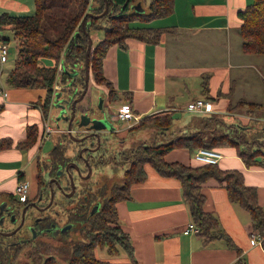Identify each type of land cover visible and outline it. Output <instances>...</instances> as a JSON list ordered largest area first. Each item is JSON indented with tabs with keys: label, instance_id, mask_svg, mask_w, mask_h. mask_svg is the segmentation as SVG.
<instances>
[{
	"label": "crops",
	"instance_id": "crops-1",
	"mask_svg": "<svg viewBox=\"0 0 264 264\" xmlns=\"http://www.w3.org/2000/svg\"><path fill=\"white\" fill-rule=\"evenodd\" d=\"M252 1L174 0L171 14L155 18L150 25H146L167 28L159 42L131 38L126 45L110 46L104 56L103 69L118 94L113 102H130L134 111L142 117L171 112L174 117L172 127L176 129L185 127L193 115L198 114L187 110L186 104L197 97H206L204 82L207 83V96L213 100L217 113L229 114L228 106L240 100L264 103V55L246 53L242 49L240 32L242 20L238 10ZM134 5L139 8L141 2ZM35 7V0H0V15L32 14ZM5 29L14 35L10 27ZM4 37L9 46L10 37ZM99 39L96 37L94 40L93 37V44ZM42 62L46 65L55 63H47L45 59ZM75 70L70 73L74 74ZM92 87L104 94L100 97L104 98L107 107L111 102L106 94L107 87L96 83L90 70L89 94ZM3 88L7 94L0 95V102L4 104L0 111V138L11 137L13 145L0 150V204L7 202L11 195L15 196L19 172L27 180L29 168L36 170L31 194L35 192L37 161L42 158L39 148L43 141L39 140L25 150L18 148L16 143L26 136L28 125L38 124L42 129L43 119L49 114L44 115L41 106L46 88L13 87L8 84L7 88ZM85 102L84 99L82 103ZM186 111L192 115L187 116ZM233 112L231 115L244 121L248 129L255 130L254 125H258L254 123L256 115L243 110ZM56 113L58 109L52 104L51 122ZM108 117L117 134L109 139L122 138V143L126 145L130 137L140 130L128 133L129 122L120 119L116 112ZM52 126L55 128L53 133L58 134L57 145L61 143L60 134L67 126L63 128L54 122ZM165 131L170 133L169 129ZM154 135L139 140L152 141ZM74 149L71 143L68 150ZM217 149L222 153L219 166L241 170L245 183L257 187L258 201L264 206V155H258L259 164L248 167L236 147L224 145ZM194 153L178 147L170 150L165 158L191 165L201 164ZM145 168L146 178L131 187L130 197L117 202L119 224L129 234L134 257L122 247L117 254L110 255L107 247L99 246L96 248L98 258L109 260V264H264V247L253 234L249 211L230 201L225 187L217 179L210 178L202 185L206 194L204 207L216 214L226 235L204 242L196 231L183 232L192 219L180 180L160 174L150 164H146ZM46 178L49 179V176ZM65 232L58 231L55 236H62ZM100 249L106 250L105 256H101Z\"/></svg>",
	"mask_w": 264,
	"mask_h": 264
},
{
	"label": "trees",
	"instance_id": "trees-1",
	"mask_svg": "<svg viewBox=\"0 0 264 264\" xmlns=\"http://www.w3.org/2000/svg\"><path fill=\"white\" fill-rule=\"evenodd\" d=\"M141 1L108 0L109 14L98 18L91 16L89 11L93 14L101 13L105 8V0H35L36 7L32 14L3 13L0 15V32L10 27L17 41V58L8 72L7 84L13 87L46 88L47 92L41 105L46 115L51 107L53 84L57 77L56 63L61 54L65 52L66 67L62 73V81L66 82L65 84L72 81V85H81L82 88L89 35L91 36L95 29L103 28L104 37L93 44L89 65L95 81L108 86L109 99L111 101L117 99L118 94L103 69L104 56L109 47L114 44L126 45L127 40L131 38L159 42L167 28L134 26L130 22L136 20L147 22L167 16L174 10V0H150L148 10L139 11L132 7L135 2ZM238 15L242 20L240 26L242 49L246 53L264 55V0H253L245 8L238 10ZM61 16H64L62 33L54 38L49 37L46 32V18L56 20ZM84 16L89 33L84 32L82 28L81 20ZM104 19L107 20L106 25L102 23ZM2 38L6 40L4 35ZM45 57L52 58L55 63L43 64L41 59ZM71 70H75L74 74L70 73ZM203 91L206 97L211 98L207 96L206 82ZM3 108L4 104L0 102V111ZM227 109L230 114L232 111L243 110L256 115L254 123L258 125H254L255 130L248 129V126L239 122H227L220 113L194 114L185 127L178 129L172 127L174 117L171 112L145 115L138 123L130 126L128 133L145 127H155L159 129L156 130V134L158 137L161 135V141H157L156 138L152 141L141 139L123 148L122 159L128 166L121 182L112 185L109 192L105 185L94 191L89 190V204L100 200L99 207L92 214L85 212L71 217L77 221L81 220L80 218L85 220L81 230L87 227L88 241L73 240L67 232L55 238L60 244L52 242L50 238L40 237L30 244L29 248V255L34 264H59L55 255L59 252L68 253V264H109V260L96 256V248L99 246L107 247L110 255L117 254L122 247L134 257L129 234L119 224L117 202L130 197L131 187L146 178V164L152 165L162 175L175 176L180 180L183 198L189 206L191 219L199 227L197 234L204 242L226 235L216 214L204 207L206 194L202 190V185L208 179L215 178L225 187L230 201L240 204L249 211L253 232L260 236L264 247V206L258 201L257 187L245 183L241 170L224 169L218 163L201 162L199 165H191L180 161H167L165 158L170 150L178 147L194 153L200 147L218 148L231 145L236 147L238 155L248 167L259 164L257 157L264 152V123L261 122L264 117V103L240 100ZM165 129H169L170 133L166 134ZM64 135L69 139L68 133ZM39 140L42 141V129L38 124H31L26 128V136L19 140L16 146L24 150L29 149ZM12 145L11 137L0 138V150ZM65 151V146L57 143L46 162L41 163L38 159V183L48 180L47 175L49 177L56 175L59 168L71 160ZM78 156L79 154H76V157ZM22 177V172H19V179H23ZM43 252L50 255L42 260ZM13 259L10 251L0 248V264H11Z\"/></svg>",
	"mask_w": 264,
	"mask_h": 264
},
{
	"label": "rangeland",
	"instance_id": "rangeland-1",
	"mask_svg": "<svg viewBox=\"0 0 264 264\" xmlns=\"http://www.w3.org/2000/svg\"><path fill=\"white\" fill-rule=\"evenodd\" d=\"M149 2H150V0H142L141 1V6L145 10H148ZM135 3H137V2H135ZM152 20L147 21V22L137 21L136 20V21L130 22V24L134 25V26L150 25ZM63 21H64V16H61L60 18H58L56 20L52 19L51 17L46 18V21H45L46 32H47L49 37L54 38V37L59 36L62 33V31H63ZM102 23L104 25H106L107 24V20L104 19L102 21ZM0 35L1 36L2 35H7V36L10 37V45H9L10 46V53H9L7 62H5L4 65H3V72L1 74V77H2L1 83H2V85L5 88H7V82H6L7 75H8V72L10 71V69L14 66L15 60L17 58V42H16V40L14 38L13 33L10 32V30H8V29L4 28L0 32ZM91 36H92V38L94 37V40H95L96 37H100L99 40H101L104 37V29L103 28L95 29L91 33ZM44 59L47 60V63H50V62L53 63L54 62L52 58H46L45 57V58H42L41 60L43 61ZM58 61H57V63H58ZM57 63H56V65H57ZM92 78L94 79L93 74H92ZM59 82H60V84L62 86L61 89L64 90V95H68V93L71 92V89L68 88V87H65L64 84L66 82L64 83L62 81V74H61V77L59 79ZM96 83H98V82H96ZM99 84H103V83H99ZM106 87H107L106 94L108 95L109 94V88H108V86H106ZM53 88H54V84H53ZM79 88L81 89V85L79 86ZM80 92L77 95H80ZM89 92H90V90L87 92V95H86V98H85L86 102L89 99V97H88V93ZM91 94H92L91 105L96 104L98 102V99H100V96L104 95L102 92L99 93V91H98V89L96 87H92L91 88ZM53 99H54V93L52 94L51 107H52V104H53ZM118 105L119 104H115L113 101H111L107 105V107L110 108L113 112H117ZM54 106H56V103H54ZM51 107H50V110L48 112L51 111ZM56 109H58V108L56 107ZM182 112H184V110ZM185 113L187 114V116H188V114L190 116L192 115V113L188 112V111H186ZM232 113H234V112L232 111ZM53 116H57V113L54 114ZM221 116L227 122H230V123L231 122H239V123L245 125L244 121L242 122V120L240 118H236L233 115L224 113ZM50 118H51V115H50ZM52 122H54L55 125L59 124L63 128H65L67 126V123L64 120H56V118H54V117L52 118ZM156 130H159V129H157L155 127H145L143 129H140L139 131L135 132L130 137V140H128L126 142L127 143L126 145H129L131 142L137 141L140 138H146V137L148 138V136L156 134ZM65 133H67L66 129H64V132H61L59 142L62 143L65 140L62 143V146L63 145L65 146V150H66L65 152H66L67 156H69L71 158V160H72V159L76 158V153H77V151L79 149L78 148L79 147V142H72V141L70 142V140H69L70 138L67 139L66 135H64ZM253 133H254V131H253ZM57 135H58L57 133H52L49 137L44 139L43 142L41 141L42 144H41V146L39 148V155L42 157V158H39L41 163L46 162L47 159L49 158L48 155L50 154V152L53 149L54 145H56ZM157 136H158L157 134H156V137L154 135V138H156L157 141H161V137H157ZM159 136H161V135H159ZM112 139L110 138L107 141L106 144L103 143L102 146L98 150L95 151L97 153V155H99V154H103L104 155L105 162H104L103 165L102 164H99V165L98 164H92V173L86 179V184L89 186L90 189H94V187H97V186L105 185L106 186V190L109 192V190H110L112 185H114L115 183L119 184L121 182V180H122L124 171L127 168L128 164L123 161V159H122L123 157L121 155V150L123 148H125L126 145L124 143H122V142H121V144H119L115 140H112ZM71 143L73 144V147L75 148L74 150H68V146ZM71 149H73V148L71 147ZM68 152H70V153H68ZM261 155H264V152H262ZM86 173H84V174L86 175ZM35 178H36V170L35 169H31L30 170V168L27 169V180L29 182L30 188L35 183V181H36ZM80 180L81 179L78 176L77 183H76L77 184L76 185L77 186L76 187L77 190H76L75 194H73L72 196L65 197V196H63L61 194L60 190H57V199H56L55 203L53 204L52 208H50V211L54 215V218H55L56 222L58 223L59 227L57 229L60 232H62L63 229H66L67 235H69V237L73 238V240L88 241V237H86L87 227H83V230H81L82 227L78 226V227H76L75 229L72 230L71 228H69L70 223H68V218H69L68 215H70V213H68L69 208L70 207H72V208H74V207L76 208L77 207L78 208L79 205H80L81 191H82V188H84V185H82ZM37 182H38V180H37ZM65 182L69 186V180L67 178H66ZM15 188H16V186H15ZM15 196H16V193H15ZM65 209H66V211H65ZM22 233H25V232H22ZM45 238H48V237H45ZM51 241L56 243V244H60V242H56L54 239H51ZM29 248H30V246L23 244V246H20L18 248V250L14 249V250L10 251L12 257H14L13 261L11 262V264H34V261H33L32 257L29 255ZM15 252H17V253L15 254ZM99 252H100L101 256H105L106 255V250L105 249H100ZM47 255H50V253L43 252L42 260ZM55 255L58 257L59 264H68L69 255H68L67 252H59V253H55Z\"/></svg>",
	"mask_w": 264,
	"mask_h": 264
},
{
	"label": "flooded vegetation",
	"instance_id": "flooded-vegetation-1",
	"mask_svg": "<svg viewBox=\"0 0 264 264\" xmlns=\"http://www.w3.org/2000/svg\"><path fill=\"white\" fill-rule=\"evenodd\" d=\"M103 105H105L104 98H103ZM80 135H83V133ZM116 135L114 131H112L111 133L107 132L103 136L99 148L102 146L103 143L105 144L107 143L108 137L110 136L113 137ZM92 139L95 140L94 145H92V147H96L98 145L96 138L93 137ZM115 141L120 144L122 142V138L116 137ZM81 143L82 145H79L78 147L79 149L82 146L88 145L89 141H84ZM79 149L76 154H79ZM83 154L84 156H87L91 160V164H98V165L102 164L103 165L105 162V157L103 154H99V155H102L101 158L93 157V156H99L97 155L95 151L92 152V151L86 150ZM72 161H76L80 164L81 172H82L81 175H85L84 173L88 172V168L85 165L84 160L82 159V157L78 156L70 160L69 162H67L65 165H62L59 168L56 175L49 177V179L45 180L43 183L37 182V187L35 189V192L31 194V188H30L27 199L25 201H21L23 203H20L19 200L13 195L9 197V200L7 201V204L5 206H10V209H12L13 211H12L11 216H6L5 219L0 223V248L1 249H3L4 251H7V250L12 251L14 249L18 250L20 246H23V244L30 246V244H33L35 240H37L40 237H48L50 239L56 240L55 238L57 237L55 236V234L59 231L57 229L59 226L54 218V215L51 213L50 208H52L53 204L55 203L57 199V190H60L59 188H57V184H56L57 179L61 182L66 192L71 191L70 180H69V186L65 182L66 178L69 179L68 173L65 168H66V165ZM60 170L62 171L61 173H59ZM69 171L74 174L75 183H77V179L79 176L77 171L73 167H71ZM79 177L81 179L80 181L82 185H84V188H82V191H81L80 205L78 208L70 207L68 210V213H70V215H68L69 216L68 223H70L69 228H74V229L78 226L85 224V220H83V218H80L81 220L77 221L71 218L73 217V215L74 216L78 214L82 215L85 212L92 214L99 207L101 203L100 200H97L93 202L92 205H90L89 197H88L89 190L94 191L96 189H99L101 186H97V187H94V189H90L89 186L86 184L87 178H83L81 176ZM51 178H56V179H53L50 181ZM52 187L56 188V195H55L53 203L49 207L45 208L50 201ZM61 194L65 197H69V196L64 195L62 192ZM26 205H27V209L25 211L24 221H23V224L20 226V224L22 223L23 208ZM6 208L7 207H5V209ZM42 208H45V209H42ZM10 231H14V232L12 234H6V232H10ZM65 231L66 229H63L62 232H65ZM22 232H25V233H22Z\"/></svg>",
	"mask_w": 264,
	"mask_h": 264
},
{
	"label": "water",
	"instance_id": "water-1",
	"mask_svg": "<svg viewBox=\"0 0 264 264\" xmlns=\"http://www.w3.org/2000/svg\"><path fill=\"white\" fill-rule=\"evenodd\" d=\"M105 2H106L105 8L101 13L93 14L91 11H89V14L97 18L105 14H109L110 12L109 2L108 0H105ZM132 7L139 11L143 10L142 6L138 8L135 5H132ZM85 20H86V16H84L81 20L82 28L84 32L89 33L88 26L86 25ZM92 46H93V38L92 36L89 35L88 45L86 50V58H85L86 71H85L84 86L81 88L82 90L80 92V95H76L80 90L79 86L72 85V81H68V83L64 85L65 87L70 88L71 92H69L68 95H64V90L60 89V91L58 90L55 93V97H54L55 102L53 101V104L56 103V107L59 109L58 114L56 116V120H64L67 123L66 130L69 135V138L73 140V142H79V143L84 141H89L88 145L83 146L79 149V156L82 157V159L85 162V165L88 168L87 174L81 175L82 172H81L80 164L76 161H72L68 163L65 168L70 180L71 191L66 192L61 182L58 179L56 180L57 188H59L60 191L66 196L73 195L76 190L75 177L74 174L69 171L70 168L71 167L75 168L79 176L83 178H88L92 173V164H91V160L87 156H84L83 153L86 150L92 152L96 151L101 144V140L103 136L107 132L111 133L116 129L115 125L111 122L110 118L108 117L109 115L115 114V112H113L110 108L103 105V98L100 97V99L96 104L91 105L92 96L91 94L88 93V97H89L88 101L82 103V101L86 98L87 92L89 91V80H90L89 56ZM64 69H66V67ZM77 128L79 129L78 132H77ZM80 133L81 134L83 133V135H80ZM93 137L96 138V141L98 143L96 147H92L95 141L94 139H92ZM107 140H109V137ZM93 157L101 158L102 155L93 156ZM61 172L62 171L60 170L59 173ZM53 179L56 178H51L50 181ZM55 195H56V188L52 187L50 201L45 208L49 207L53 203ZM6 204L7 202L0 204V223L5 219L6 216H11L13 211L12 209H10V206H5ZM5 207L7 208L5 209ZM26 209H27V205L23 208L22 223L20 224V226L23 224ZM13 232L14 231L6 232V234H12Z\"/></svg>",
	"mask_w": 264,
	"mask_h": 264
},
{
	"label": "built area",
	"instance_id": "built-area-1",
	"mask_svg": "<svg viewBox=\"0 0 264 264\" xmlns=\"http://www.w3.org/2000/svg\"><path fill=\"white\" fill-rule=\"evenodd\" d=\"M10 53V48L7 42L2 38L0 35V95L6 96V90L3 88L1 83V74L3 72V64L8 60V56ZM64 56L65 52L61 54V57L57 63V74L56 80L54 82L53 93L55 97V93L61 89V84L59 79L61 74L64 71ZM54 101V99H53ZM187 110L201 113V114H213L217 113L214 108V102L211 98L208 97H197L191 101H189L186 105ZM230 114V113H229ZM234 114V113H232ZM116 115L123 120H127L129 122V126H132L138 123L142 116L139 113H136L130 104V102L125 101L118 105V109ZM231 115V114H230ZM262 118L261 120H263ZM264 122V121H263ZM53 132H55V128L52 126L50 112L47 117H44L42 123V141L49 137ZM195 159L202 163H218L220 158L222 157L221 151L217 148H207V147H200L194 153ZM16 197L19 201H25L27 196L29 195L30 185L28 180L26 179H19L15 188ZM199 227L193 222H189L185 229L183 230L184 233H189L191 231H198ZM254 236L258 237V240L261 241L262 239L258 234L255 232L253 233Z\"/></svg>",
	"mask_w": 264,
	"mask_h": 264
}]
</instances>
